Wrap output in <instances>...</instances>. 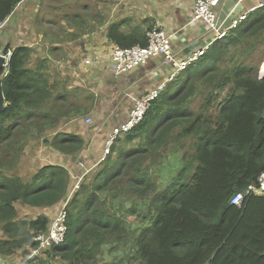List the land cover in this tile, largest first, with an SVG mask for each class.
<instances>
[{
  "label": "trees",
  "instance_id": "obj_1",
  "mask_svg": "<svg viewBox=\"0 0 264 264\" xmlns=\"http://www.w3.org/2000/svg\"><path fill=\"white\" fill-rule=\"evenodd\" d=\"M19 1L0 0V21ZM41 3L46 8L54 6L51 0ZM154 24L150 21L145 30ZM138 27L126 32L113 25L108 35L115 45L145 46L146 32H137ZM263 32L264 7L232 26L211 50L181 71V79L174 82L177 85L160 91L142 121L114 141L124 135L126 143L137 137L143 146L119 148L118 152L111 148L107 154L116 152V158L111 159V154L105 157V162H100L103 165L83 178L69 200L70 175L63 165L42 166L27 178L10 176L12 166L1 168L5 176L0 180V222L5 236L0 237V254L22 251L21 264H53L56 260L97 264L95 253L108 245L109 237H115L121 246L129 240L130 225L117 212H127L125 201L132 192L143 198L154 194L153 207L145 219L149 224L140 228L134 253L111 264H131L134 259L141 264H264V192L250 190L259 187V176L264 173V79H259L257 70L245 60L234 61L226 70L217 65L230 46L240 44L241 51H248L251 41ZM8 49V62L2 71L6 106L0 113V154L14 149L16 164L31 140L47 138L48 145L50 130L56 125L60 128L69 116L76 118L72 116L79 104L56 90L57 84L50 82L43 62L28 65L29 47ZM198 82L214 90L216 98L229 86L218 102L215 117L195 114L190 106ZM169 118L180 128L183 122L189 123L182 131L195 138L194 152L192 162L185 164L176 179L155 193L157 182L149 165L134 160L149 155L150 146L163 140L167 129L163 125ZM34 119L39 120L37 131L29 130ZM50 141L53 148L73 154L84 147L80 136L59 129ZM123 179L126 186L119 188ZM236 192H243V198L232 204ZM66 199L65 239L28 257L36 245L34 236L45 231L50 220L37 215L20 222L15 204L43 208ZM20 224L26 225V231Z\"/></svg>",
  "mask_w": 264,
  "mask_h": 264
},
{
  "label": "crops",
  "instance_id": "obj_2",
  "mask_svg": "<svg viewBox=\"0 0 264 264\" xmlns=\"http://www.w3.org/2000/svg\"><path fill=\"white\" fill-rule=\"evenodd\" d=\"M51 1L56 8H46L42 0H20L0 28V46L9 47V51L18 46L29 47L28 65L43 62L50 82L57 84L56 90L79 104L72 116L77 117H67L61 128L83 139L82 150L88 155L82 174H86L98 163L111 129L128 118L134 100L162 82L165 91L175 87L174 82L182 75L180 72L175 79L168 80L174 70L161 56L152 57L127 72L116 73L110 64L115 42L108 35L109 27L119 26L127 32L141 26L137 29L141 33L154 20L174 35L171 46L177 59L193 55L215 35L205 23L192 20L194 0H121L119 3L85 0L82 5L77 0ZM257 1L221 0L216 8L221 26L229 31L235 19L252 13L247 11ZM87 117L92 118L91 123L85 122ZM51 149L46 143L41 151L55 158L48 152ZM91 154H95L94 163ZM67 199L37 212L51 220ZM23 261L21 252L0 254V264Z\"/></svg>",
  "mask_w": 264,
  "mask_h": 264
},
{
  "label": "rangeland",
  "instance_id": "obj_3",
  "mask_svg": "<svg viewBox=\"0 0 264 264\" xmlns=\"http://www.w3.org/2000/svg\"><path fill=\"white\" fill-rule=\"evenodd\" d=\"M75 1V0H74ZM78 4H83L86 2L85 0H77ZM110 2H116L119 3L121 0H109ZM76 2V1H75ZM55 3V2H54ZM117 3H114L116 6H118ZM250 13V12H249ZM250 15V14H249ZM248 15V16H249ZM247 16V17H248ZM244 20V19H242ZM240 20L239 22H241ZM153 23H155L154 20H152ZM238 22V23H239ZM215 40L213 44L216 42ZM252 48L248 51L241 49L243 48V45H235L233 44L230 46L229 52L226 53V57L223 56L222 59L217 63V65L222 68L223 70H226L234 63V61H240L245 60V63L254 66V68L258 70L262 63L264 62V32L255 37L252 41ZM212 47H210L211 50ZM241 51V52H240ZM231 52V53H230ZM230 53V54H229ZM230 57V58H227ZM200 82L196 83L194 85V93L192 94L191 98V108L195 114H201V116H216V111L218 107V102L225 97L227 92L229 91V86H226L222 92L220 93L219 97L216 98V92L214 90H211L210 88H204L199 85ZM166 89V88H165ZM67 108V107H66ZM68 109H65L66 111ZM39 120L34 119L32 122L31 128L29 130L37 131L39 124ZM63 122V121H62ZM61 122V123H62ZM56 127L52 128L50 130V136L48 141V147L53 148L50 145V138L54 136V131L62 130L61 128ZM189 123L183 122L180 126H176L174 124V118H169L163 126H167L166 132L164 133L163 140L166 141L165 144H162V141L156 142L154 146H150V150L148 153L149 155L146 156H140L136 157L134 160L135 163L139 164H148L149 173L153 177V179L157 182V188L155 190L156 192H159L160 190H164L167 188L170 183H172L177 175L180 173L182 169H184L185 164L187 165L189 162H192V154L194 152L193 142L195 138L191 135L185 136L183 135V126L188 125ZM162 131H159L157 133V136L159 138ZM48 133H43V135H47ZM42 136V134H41ZM155 137V136H153ZM156 138V137H155ZM46 139L42 138L38 140H31L25 147L24 151L21 154L19 158H17L16 164L14 163L15 158V150L10 148L9 152L7 153L5 150L2 151V154H0V180L4 178L5 174H2L1 168L3 167H9L12 166L14 168V172L12 174H9L10 176H14L16 174H20L24 176V178H27L29 174L39 171V169L42 166H50V165H56L60 164L63 165L69 175H70V184H69V199L74 194L73 192L78 190L79 184L83 180V178L87 175H91L94 171L98 170L103 163L98 162L91 171L87 172L86 174H82L86 168L85 166V158L87 153L84 152V150H81L79 152H75L76 154H73L72 152H62L58 149H51L48 151L50 154H52L55 158L51 156H46L44 153H42V147L46 145ZM156 140H158L156 138ZM143 146L142 142L139 138H134L132 141L126 143V136L120 137V139H117V141L110 147V149H114L118 152L119 148H127V149H136ZM104 149V146H103ZM103 152L100 154V158L102 156ZM111 154V155H110ZM118 153H112L110 151L109 154H106L105 157L111 159H115ZM110 155V156H109ZM91 160L92 163L95 161V154H91ZM109 156V157H108ZM105 162V161H102ZM194 165H196L195 162H193ZM35 174V173H34ZM23 178V179H24ZM78 183V187H75V185ZM126 186V179H123L119 182L118 187L122 188ZM165 187V188H164ZM164 188V189H163ZM153 195H150L148 198H143L142 196H139L137 193H129V199L125 201L126 206H129L127 209V212H124L123 214L121 212H117V215L122 216L126 223H129L130 225V236L128 237V241L126 245H120L119 242H116L117 240L115 237H109L108 245L101 246L100 250L95 253L97 258V264H111L112 261H118L119 258H128L131 256L135 251L134 243L136 242V238L138 237V234L140 230L143 227L148 226V222L145 219H148L146 217L147 212H149L150 208H152V199ZM68 203V201H67ZM17 209V217L20 219V222H26L27 220H30L32 218H35L37 215H42L41 212H37V210L40 207L35 206H29L28 204L24 203H16L15 204ZM132 207L134 212L132 211ZM143 214L145 216H143ZM149 220L152 221L151 218ZM1 222H0V237H4L2 231H1ZM21 230L26 231V225L20 224ZM141 228V229H140ZM20 237V236H19ZM19 251V250H18ZM22 253V251H21ZM23 255V254H22ZM25 256V255H23ZM53 264H64L62 261L56 260ZM131 264H141L137 260H133Z\"/></svg>",
  "mask_w": 264,
  "mask_h": 264
},
{
  "label": "built area",
  "instance_id": "obj_4",
  "mask_svg": "<svg viewBox=\"0 0 264 264\" xmlns=\"http://www.w3.org/2000/svg\"><path fill=\"white\" fill-rule=\"evenodd\" d=\"M220 2L221 0H194L192 20H200L201 22L205 23L206 28L212 31L215 36L210 43L205 44L204 46L195 50L193 55L188 56L186 59H177L171 46L174 35L167 33L160 25L155 23L146 31L147 44L145 46H140L138 44L129 47L114 45L110 55L111 68L116 73L127 72L136 66L145 64L152 57L161 56L163 58V62L169 66H172L174 70L169 76L168 80L175 79L177 74L183 71L192 62L197 61L198 58L201 57L213 45L215 40L223 37L226 34L227 30L221 26L216 12V8ZM263 7L264 0H258L257 4L247 12H255L256 10ZM246 17V13L241 15L238 19L233 21L232 25L235 26L240 20L245 19ZM4 22V20L0 21V28L3 27ZM9 54L10 52L4 55V68L7 65ZM258 78L264 79V62L258 71ZM164 88L165 83L162 82L157 87L150 89L147 93L134 100L128 118L111 129L104 144V149L102 151L103 154L101 158L99 156L98 162L105 158V155L109 152L111 145L118 136L129 132L142 121L145 113L151 107L153 100L158 97L160 91L164 90ZM85 122L91 123L92 118L87 117ZM75 187H78V183L75 185ZM250 188L252 192H264V173H261L259 176V187L252 186ZM242 198L243 192H236L231 197V203L239 204ZM66 218L67 210L66 203H64L61 209L50 220L47 229L37 233L34 236L33 240L35 241L36 245L30 250L28 257L36 256L42 250L59 244L65 239L67 233Z\"/></svg>",
  "mask_w": 264,
  "mask_h": 264
},
{
  "label": "water",
  "instance_id": "obj_5",
  "mask_svg": "<svg viewBox=\"0 0 264 264\" xmlns=\"http://www.w3.org/2000/svg\"><path fill=\"white\" fill-rule=\"evenodd\" d=\"M6 47L0 46V113L4 110L6 106L5 96L3 93V74L2 71L5 66Z\"/></svg>",
  "mask_w": 264,
  "mask_h": 264
},
{
  "label": "clouds",
  "instance_id": "obj_6",
  "mask_svg": "<svg viewBox=\"0 0 264 264\" xmlns=\"http://www.w3.org/2000/svg\"><path fill=\"white\" fill-rule=\"evenodd\" d=\"M260 69V68H259ZM259 71V70H258Z\"/></svg>",
  "mask_w": 264,
  "mask_h": 264
}]
</instances>
